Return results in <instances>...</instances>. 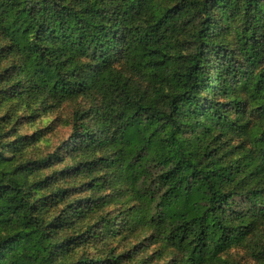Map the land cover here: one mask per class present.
<instances>
[{"label": "trees", "instance_id": "16d2710c", "mask_svg": "<svg viewBox=\"0 0 264 264\" xmlns=\"http://www.w3.org/2000/svg\"><path fill=\"white\" fill-rule=\"evenodd\" d=\"M80 97L99 101L45 158L9 159L27 138L0 125V264H106L68 257L138 227L168 264H216L264 231V0H0V100ZM98 169L65 202L61 178ZM124 185L134 204L85 227Z\"/></svg>", "mask_w": 264, "mask_h": 264}, {"label": "rangeland", "instance_id": "374dc122", "mask_svg": "<svg viewBox=\"0 0 264 264\" xmlns=\"http://www.w3.org/2000/svg\"><path fill=\"white\" fill-rule=\"evenodd\" d=\"M232 33V32H230ZM228 40L231 42L229 47L236 48L235 34L227 33ZM6 66V63L3 65ZM210 72V71H209ZM212 74V73H211ZM99 98L80 97L76 100L58 105L57 103L47 102L46 104L29 103L25 100L19 101L17 98L5 101L0 100V125L6 133L10 135L8 141L14 142L16 148L22 139L27 138L23 149L11 150L6 156L9 159L38 160L45 158L57 152L63 145L71 140L73 133V116L76 112L86 110L92 102H98ZM8 142V143H10ZM101 155L98 151L97 157ZM74 162V157L67 160V164ZM62 168V165L56 164L54 168L42 172L44 176L51 174L55 170ZM95 175L86 177L80 175L74 178H61L60 186L70 185L71 191L65 198L66 201H74L87 197L91 192L86 187L93 177H102L104 172L101 169L94 171ZM107 192V190L105 191ZM112 195L109 204L98 215H93L85 222V227L93 226L98 223L101 215H115L126 207H131L134 203L131 201L127 188L124 185L114 199ZM64 205V204H63ZM63 205L58 208H52L50 218L56 215ZM100 215V216H99ZM120 227H123L121 222ZM160 236L153 230L138 227L135 231L122 230L117 236H111L107 240L101 238L93 241L90 245L79 246L69 259H78L82 254L92 257H101L106 260V264H115L108 257L122 256L118 261L120 264H168L173 259H179L172 250L166 249L160 241ZM258 244L264 248V231L258 233L257 238L250 237L247 245L234 247L227 250L221 256V260L216 264H259L252 255V248ZM112 255V256H111ZM117 261V262H118ZM145 261V263H144ZM173 263V262H171Z\"/></svg>", "mask_w": 264, "mask_h": 264}]
</instances>
